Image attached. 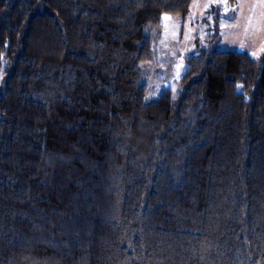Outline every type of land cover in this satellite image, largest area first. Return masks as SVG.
<instances>
[{"label":"trees","instance_id":"trees-1","mask_svg":"<svg viewBox=\"0 0 264 264\" xmlns=\"http://www.w3.org/2000/svg\"><path fill=\"white\" fill-rule=\"evenodd\" d=\"M191 1L0 0V264H264V57L140 82Z\"/></svg>","mask_w":264,"mask_h":264},{"label":"rangeland","instance_id":"rangeland-1","mask_svg":"<svg viewBox=\"0 0 264 264\" xmlns=\"http://www.w3.org/2000/svg\"><path fill=\"white\" fill-rule=\"evenodd\" d=\"M192 0L184 16L165 13L162 25L146 26L151 39L152 59L142 65L141 84L147 86V100H156L169 87L176 94L186 70L187 57L199 48L247 51L264 57V0ZM5 60L0 62V91Z\"/></svg>","mask_w":264,"mask_h":264},{"label":"crops","instance_id":"crops-1","mask_svg":"<svg viewBox=\"0 0 264 264\" xmlns=\"http://www.w3.org/2000/svg\"><path fill=\"white\" fill-rule=\"evenodd\" d=\"M237 0H228V2H226L227 4H229V8L232 9L234 3L236 2Z\"/></svg>","mask_w":264,"mask_h":264}]
</instances>
